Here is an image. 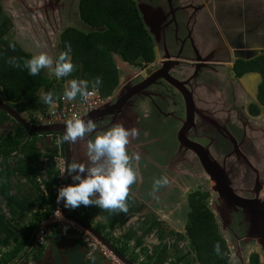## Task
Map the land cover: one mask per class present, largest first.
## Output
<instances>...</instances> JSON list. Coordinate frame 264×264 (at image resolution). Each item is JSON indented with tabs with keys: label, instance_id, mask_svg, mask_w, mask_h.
Segmentation results:
<instances>
[{
	"label": "flooded vegetation",
	"instance_id": "af4514ba",
	"mask_svg": "<svg viewBox=\"0 0 264 264\" xmlns=\"http://www.w3.org/2000/svg\"><path fill=\"white\" fill-rule=\"evenodd\" d=\"M97 1L0 0V42H13L30 57L45 52L55 61L61 52L66 51V44L81 43L78 45L81 49L84 37L96 32L103 34L109 30L106 26H99V23L90 24L82 17L83 9ZM120 1L127 10L132 11L135 24L141 25L143 43L152 56L150 62L141 57L133 63L125 60L123 62L139 70L135 76L138 80L154 71L156 75L164 74L163 68L165 71L168 68L167 72L175 79V86L163 77L147 85V96L140 103L149 113L146 120L157 117V120L161 121L158 116H161L160 111L163 109L162 105L157 104L158 98L155 94L168 101V104H163L164 107H175V116L169 119L173 122L170 128L174 129L171 132L172 140L168 142L169 138L163 139L160 131L149 139V134L144 133L141 150L136 149L133 152L140 155L139 161H133V167L138 170L140 179L129 188L126 214L81 205L75 209L76 217H81L80 212H84L87 218L93 219L95 223L89 222L84 216L79 219L91 228V225H94L96 232L99 226L104 227L102 233H99L103 235L105 230H111L112 233L122 232L123 219L129 217L134 208L140 212L147 211V214L150 213L156 218L158 216L163 224L171 219L176 223L175 218L177 220V216L186 211V207L189 209L185 215L187 224L192 211L191 200L199 202L202 210L209 212L204 202L214 199L216 204L218 194L213 190L204 172L206 182L202 184L199 180L194 167L198 163L201 168L197 154L192 149L181 147L179 141L187 117V102H190L194 110L193 124L185 132L189 141L201 146L210 159L222 165L227 176H233L236 182L234 191L240 198L251 200L254 194L258 195L262 190L264 199V99L261 97V86L264 83V10L255 6V0ZM85 14L90 21L97 20L96 16L93 19L88 13ZM7 20L11 23L8 34L2 30ZM69 55L71 58V52ZM115 67L118 68L116 65ZM160 68L162 69L159 70ZM196 68L200 70L197 71ZM42 72L49 74L50 70L44 69ZM252 72L259 73L260 77L251 83L247 82L251 84L248 89L239 78ZM119 84L118 73V81L111 94ZM10 107L20 110L26 117L31 113L23 106ZM0 115L8 117L1 111ZM142 115L145 119L144 113ZM196 125L198 131H194ZM57 138L56 134L51 136V139L42 140V143L46 142V146H49V153L44 155L47 157L44 163L51 169V178H55V169L52 171L55 159L64 152L63 145H56ZM163 142L169 145L161 147L157 152ZM149 148L152 154L148 156ZM164 148L168 149L166 153ZM231 170L237 174L232 175ZM162 176H167L170 184L153 192L154 181ZM50 183L54 188L56 181ZM202 186H206L208 190L201 192L199 188ZM176 199L178 201L175 202ZM226 207L227 210L228 207L232 209L230 216H233L237 208L229 204L224 205V208ZM159 211L163 215H157ZM237 213L239 215L241 210L238 209ZM212 217L216 222V216L212 214ZM31 221H28V224ZM221 221L220 229L215 223L217 232L225 231L227 227V223ZM227 236L234 242L235 236L231 230ZM243 240L244 238H241V241ZM236 242L237 247L234 248L237 250V258H233V263L243 264L241 258L245 245L239 244L237 240ZM116 244L118 250L126 251L127 258L133 256L128 254L130 250L134 251L131 241L122 238L117 240ZM81 246L83 248L80 253L88 254L84 243ZM74 251L75 249L70 252L74 253V260L70 261V264H78L80 255ZM251 253L247 251L249 264ZM150 259L155 263L159 262L158 258ZM10 263L18 264V260L6 264Z\"/></svg>",
	"mask_w": 264,
	"mask_h": 264
},
{
	"label": "trees",
	"instance_id": "16d2710c",
	"mask_svg": "<svg viewBox=\"0 0 264 264\" xmlns=\"http://www.w3.org/2000/svg\"><path fill=\"white\" fill-rule=\"evenodd\" d=\"M85 12L93 19L96 16L97 20L90 21ZM82 14L88 23L94 25L99 23V26H106L109 30L103 34L96 32L86 38L84 37L85 40L82 42L81 49L79 48L81 43L70 44L72 54L70 59L75 66V71L68 77L51 80L42 71L37 76L29 75L28 70L23 67V62L31 57L20 50L15 43L7 40L1 41L0 94L6 104L13 107L24 106L30 112H43L49 106L42 102L43 94L53 92L56 103L59 101L56 98L63 95L67 88L64 81L73 79L87 80L89 82L88 87H96L95 79L99 77L102 84L96 88L102 94L109 95L118 81L117 68L111 58L112 53H118L117 55L122 60L131 63L139 57L145 61H152L151 52L146 50V45L143 43L141 25L135 24L132 11L127 10V7H124L120 0H98L96 3L88 4L83 9ZM74 49L75 51H73ZM13 58L20 65L19 67L9 62ZM39 87H42L41 94L36 93ZM261 97L264 99V83L261 86ZM2 145L8 147L4 154H10L16 148L17 142L6 137ZM191 206L192 211L187 219L185 232L192 255L194 254L198 264H229L227 245L216 231L212 214L203 211L199 202L191 200ZM47 213L49 212L36 215L27 225V228L22 230L21 239L14 243L13 250L0 256L1 264L16 260L17 254L24 250L37 224L46 218ZM103 229L104 227L99 226L98 233ZM101 236L105 237V234ZM105 241L109 244L112 242L108 236L105 237ZM217 245L219 246L218 252L216 251ZM113 246L118 250L116 243H113ZM118 252L133 264H147L139 262L134 256L127 258L126 251L122 249ZM258 259L257 254H252L250 264H258Z\"/></svg>",
	"mask_w": 264,
	"mask_h": 264
},
{
	"label": "water",
	"instance_id": "95a60500",
	"mask_svg": "<svg viewBox=\"0 0 264 264\" xmlns=\"http://www.w3.org/2000/svg\"><path fill=\"white\" fill-rule=\"evenodd\" d=\"M141 10V8H140ZM142 11V10H141ZM111 58L113 63L118 67V73L120 77V84L115 89V92L112 94L111 99L108 103L95 111L87 114L83 120L87 121L88 119L93 120L96 125V131L93 132L89 139L94 140L96 134L99 131L103 132L111 128L116 124H122L126 129L136 128L138 130V135L135 138H130V143L127 146L129 155L133 154L136 149L141 150V140L139 139L140 134L147 132L145 128L147 126L144 123V117L141 113H139L138 106H140L141 100L147 96V85L150 83H155L156 80L163 77L166 81L170 82L175 86V79L172 77L169 72H167L168 68H163L164 74L156 75V71H154L149 76L143 77L138 80L136 78V74L139 72L136 68H132L126 63L123 62L121 57L115 53L111 54ZM166 63V62H165ZM171 63V62H168ZM160 68L159 70H161ZM137 70V71H136ZM197 71L200 68H196ZM158 71V70H157ZM156 75V76H154ZM154 76V78H153ZM260 74L257 72H252L248 74H244L239 78L240 82L243 83L246 88L249 89V83L259 79ZM159 83V82H156ZM147 88V89H146ZM156 98H159V94H155ZM186 121L183 124L181 129V134L179 135V141L181 147L185 149H192L197 154L201 168L205 175L208 176V180L211 182V186L213 190L218 194L219 201L217 204L221 205V208L224 210V205L229 204L233 206L237 210H241V213H237V210H234L235 216H230L226 212L221 209L219 210V216L221 220L227 223V227L224 230H220V236L223 238L227 245L228 253L231 255V258L236 259V252L234 246L237 247V241L239 244L245 245V249L243 251V258L247 256V249L250 246H254L257 248V252L262 253L264 255V199H263V191L261 190L259 194L255 195L251 200H245V198H240L236 191H234V182L231 177L227 176V173L222 165H219L215 161L209 158L208 154L204 153L199 147L198 144L189 141L186 137L185 132L189 127L193 124V114L194 110L192 109V105L190 102L186 104ZM0 111L6 114L10 119H12L17 125H19L24 131L29 134L35 135L36 137H40L41 139H51V136L58 135V137H62L65 131V125H51V126H35L29 123V118L19 110H15L9 105L6 104L5 100L0 94ZM146 119V118H145ZM154 119V118H151ZM149 120V119H148ZM147 121V120H146ZM153 125V123H152ZM184 131V132H183ZM84 142L78 141L74 145L64 144L63 145V156L65 159V164L71 163L75 160L78 163L88 164L87 157L85 155V150L82 147ZM42 145V142H41ZM139 147V148H138ZM138 172V170H137ZM86 175V174H84ZM50 175L47 174L45 177H41V179H45L50 181ZM65 182L66 186H70L73 183V180L67 172H65ZM75 183H78L76 181ZM67 208H63V216L76 223L78 226L85 229L89 232L97 241H99L103 246L110 251L116 259H118L123 264H133L129 260H127L124 256L119 254L117 250H115L111 245L107 244L105 239L95 231V229L87 226L84 222L77 218H73L66 213ZM212 209L211 214L216 215L215 211ZM233 212V211H232ZM129 217L123 219L124 226L122 229L123 235H133L135 234V243L138 245V248L143 252H149L148 246V236L146 233L143 234L145 229H149L150 236L155 238L157 245L153 247V251L149 253L150 256L154 257L155 255L164 254L168 249H171L173 240H161L159 239V235L157 233V228L153 224L151 220L148 218L147 211L140 213H130ZM238 217V218H237ZM234 218H237L235 221ZM231 230L233 235L235 236L234 242L228 239V231ZM241 238H244L246 241L241 242ZM174 239V238H172ZM244 241V240H243ZM183 242L180 239H175V251L177 248H180L184 251V255L179 257L178 254L175 255V260L180 259L182 264H191L190 256H192V251L189 247H183ZM244 248V247H243ZM178 261H176L177 263Z\"/></svg>",
	"mask_w": 264,
	"mask_h": 264
},
{
	"label": "clouds",
	"instance_id": "9594fccd",
	"mask_svg": "<svg viewBox=\"0 0 264 264\" xmlns=\"http://www.w3.org/2000/svg\"><path fill=\"white\" fill-rule=\"evenodd\" d=\"M12 47L14 48V46ZM65 47L66 51L61 52L55 61L47 53L41 52L24 60L23 67L28 70L31 76H37L42 70L49 69L57 79L68 77L75 71V66L69 55L71 45L66 44ZM9 62L16 67L20 66L15 58ZM101 84L102 80L97 77L95 79L96 87L98 88ZM88 86L87 80L73 79L69 81V87L64 90L63 95L56 99L69 102L76 100L78 96L87 99L92 95L88 91ZM54 95L53 92L43 94L42 102L52 105L55 103ZM144 115L145 118L149 115L147 110ZM65 124L64 134L56 139V145L60 147L67 143L71 146L78 141L84 142L82 147L85 150L88 164L73 160L61 168V175L67 172L74 184L58 189L57 203L63 201L65 208L70 210H75L83 205L85 207L96 206L103 211L126 214L128 212L129 188L140 179L139 173L133 167V161H139L140 155L138 153L129 155L127 148L130 138H135L138 135V130L136 128L126 129L122 124H116L108 130L96 134L95 139L92 140L88 137L97 128L93 120L85 121L73 115ZM76 181L78 183H75ZM169 184V178L162 176L154 181L153 192ZM55 216L61 217L59 210L55 212ZM216 251H219L218 245ZM257 255L259 257V254Z\"/></svg>",
	"mask_w": 264,
	"mask_h": 264
},
{
	"label": "crops",
	"instance_id": "0c3cea01",
	"mask_svg": "<svg viewBox=\"0 0 264 264\" xmlns=\"http://www.w3.org/2000/svg\"><path fill=\"white\" fill-rule=\"evenodd\" d=\"M260 1L262 3L264 2V0ZM64 85L68 88L69 81H66ZM6 137L12 138L17 142L16 148L10 154H4L8 149V147L2 145V142ZM32 137L34 136L29 135L28 132L24 131L12 119L0 115V249L4 248L5 250L9 245L13 244L10 249L13 250L15 246L14 243L19 241L15 236H20L22 230L26 229L27 226L24 227V225L28 219H32L36 215L50 211L51 197L47 198V196H51L54 193L56 184L54 188L51 186L52 184L50 182L53 181V178L51 177L50 181L41 179V177H45L47 174L50 175L51 169H49L44 163V160L47 159L44 155L49 153L47 152V150H49L47 147L49 146H46V142H43L41 146L43 139L36 137L40 140L35 142L32 140ZM50 167L52 168V166ZM54 169L55 166L52 171ZM45 192L47 193V196ZM43 210L45 211L42 212ZM69 211L75 212V210L70 209ZM133 212L138 213L140 211L134 208ZM83 216L84 218H87L85 214ZM91 226L93 228L94 225ZM144 232L145 231H143V234ZM160 232L157 231L159 239L173 241L170 243L172 244L171 249L165 250L166 252L164 254L154 256L155 258H158L159 262L157 264H165L167 258L172 259L168 264H175L176 261H178L177 264H182L183 262H180V259L175 260L176 254H178L179 257L184 255V251L180 248H177L175 251V234H165L162 231ZM135 236V234L133 237L131 235H125L127 238L126 241H131L134 243V249L140 250L133 239ZM148 239L146 245L148 246L147 249L149 252L146 254L148 258H151L152 256H150L149 253L153 251V247H156L157 242L155 238ZM61 242V245L67 244V242L72 243L73 246L70 247L69 250L72 252L76 248L74 244L77 242V239L71 238ZM82 243L83 241L81 240L80 245H82ZM182 244L185 248V244ZM53 246H56V244H53ZM4 253H1L0 256ZM228 259L229 264H234L232 258L228 257ZM241 261H243V264H249L248 260L244 261L243 258Z\"/></svg>",
	"mask_w": 264,
	"mask_h": 264
},
{
	"label": "rangeland",
	"instance_id": "374dc122",
	"mask_svg": "<svg viewBox=\"0 0 264 264\" xmlns=\"http://www.w3.org/2000/svg\"><path fill=\"white\" fill-rule=\"evenodd\" d=\"M39 1L42 2V0H39ZM255 1H256L255 2V6H259L260 8H262L264 10V2L262 3L260 0H255ZM10 24H11L10 21H8V20L5 21L4 27L2 29L7 34L10 33V26H11ZM0 44H1V42H0ZM45 75H46V77H48L50 79L51 78L56 79L55 75L53 73H51V72L49 74H45ZM41 89H42V87H39L37 89L36 93L37 94H41ZM167 102H168L167 100L161 99V96H159V98L157 100V104L159 103V105H162V109H163V110L160 109L161 110L160 111V115L161 116H158L159 118H161V121L160 120H157V117H156V119L155 118L154 119H151L150 118L147 121H146V119L143 120L144 123H145V125L147 126V128H145V131L144 132H147L149 134L148 139H149V137H155L154 135L157 132L160 131L159 133L161 135H163L162 136L163 139H166L167 140L169 138V141L168 142H170L172 140V138H171L172 137L171 136V132L174 129H170L173 126L172 125L173 122L170 121V120L172 119V117L174 118V116H175L174 115L175 110H173V109H175V107H173L172 105L171 106L168 105L167 107H164L163 104L164 103H167ZM137 110L139 111V113L143 114V113H145L146 108L145 107L138 106V109ZM37 112L38 111L31 112L29 114V116H28L29 119L32 117L33 114H35ZM152 123H153V125H152ZM197 127H198V125H196V127H194V131L195 130L196 131L199 130ZM143 136H144V133L143 134L141 133L140 136H139V139L141 141H142ZM32 140H34L35 142H38L40 139H37L34 136V137H32ZM172 144H173V142H172ZM167 145H169V144H166V143L163 142L160 145V147H158L157 152H158V150L161 147H167ZM170 145H171V143H170ZM175 145H176V143H175ZM164 149H165V153H166L168 151V149L167 148H164ZM150 150H151V148L148 149V153H147L148 156H149V154H152V152ZM260 150H262V149H260ZM194 167L196 168V173H197V176H198L199 180L203 184V182L205 181L203 171L201 170V168H200V166H199L198 163L195 164ZM231 172H232V170H231ZM235 174H237V172H232V175H235ZM238 174H240V173H238ZM55 180H56V174H55V178L53 177V181H55ZM232 180L234 182L233 176H232ZM263 182H264V180H263ZM234 183H236V182H234ZM56 189H57V181H56ZM199 190L201 192H206V190H208V188L206 186H202L201 188H199ZM56 192H57V190H56ZM54 196H55L54 193L51 196H47V198H50L51 197L50 198L51 199V206L53 205ZM212 196H214L213 193H212ZM176 201H178V199H176L175 202ZM179 201H180V199H179ZM218 202H220L219 199H217L216 204H214V199H212L210 202H208L206 200L204 202V204L208 208L209 212H211L212 209L214 210V209L218 208V209H221L222 211H224L226 213L228 212L227 214L231 215L232 209L230 207H228V210H227V207H226L223 210L221 208V205L220 204H217ZM209 204H210V206H209ZM51 206H50V208H51ZM177 208H179V207H177ZM185 210L186 211H184L183 213H180V215L177 216V217H179L177 220L175 218L176 223L174 222V219H171V221H173L172 223H171V221H169V222H166V223L163 224V221H160V218H158V216H157V215H159V216L160 215H163V214L160 213V211H159V213L157 212L158 213L156 215L157 218L155 216L151 215L150 213H148V218L156 226L158 232L162 231L165 234H167V233H169V234L174 233L175 234V238L180 239L185 244V246L188 247L189 246V240H188V238H187V236L185 234V228L184 227L186 225L185 215L188 214L189 209L186 207ZM214 211L216 213V215H215L216 216L215 217V221L216 222H214V224L217 223L218 226H219V229H220V227H222V221H221L220 218H218V216H219V210H214ZM80 213H81V215H84V212H80ZM233 216H235V214H233ZM151 217H153V218H151ZM237 218H234L235 221H237ZM28 221H31V219H28ZM28 221L26 222V224L24 225V227L28 225V223H29ZM88 221L95 223L93 221V219H90V218L88 219ZM160 224L162 226H160ZM218 226H217V228H218ZM100 233H102V231ZM218 233H219V230H218ZM104 234H105V236H109L111 238V241L113 243H117V240L122 239V238H125V240L127 239L125 237V235H123L121 232H119V233H117V232L112 233L111 230H105L104 231ZM219 236H220V233H219ZM15 238H18L20 240V236H18V235L15 236ZM63 240H66V239H61L60 240V238H57L56 237L53 241L47 242V245L42 250H36V249L32 250L30 248L31 247V241H28L26 243L27 246H25L24 250L22 252H19L17 254V256H16V259L18 260V264H70V261L74 260V256H73L74 253H70V251H69L70 250V247H72L73 244L67 242V244L61 245L62 244L61 241H63ZM245 241L246 240L244 239V241H241V242H245ZM80 243H81V240L80 241L77 240V242H75V244H74L75 247L77 248V249L75 248V251L74 252L76 253V251H77V254L80 255L78 257V264H110L109 263L110 258H109V261H108V259L107 260H104L102 257L99 256V254L97 252L91 253L86 247L85 248L88 250V254L80 253L81 249L83 248L80 245ZM53 244H56V246H53ZM12 245L13 244L9 245L7 247V249L5 248V250H4V248H1L0 249V254L6 252L8 250H10ZM132 248L133 249L135 248L134 243L132 244ZM129 250H130V248H129ZM68 251H69V254H68ZM247 251L248 252H252L251 254L256 253V254H259V255L263 256L262 253L257 252V248H254V246H250L247 249ZM145 253L146 252H143L142 250H138V249L135 250L134 249V251H131L130 250V252L128 254L129 255L131 254V256L132 255L135 256L139 261L148 262V264H157V263H155L154 260L148 258L147 255H145ZM171 260H172L171 258H167L166 261H165V264L170 263ZM241 260H242V258H241ZM247 260H248L247 257L244 256V261H247ZM190 262H191V264H198V262L196 261V258L193 255L190 256ZM10 264H12V263H10ZM175 264H177V263L175 262Z\"/></svg>",
	"mask_w": 264,
	"mask_h": 264
},
{
	"label": "built area",
	"instance_id": "2783aa9c",
	"mask_svg": "<svg viewBox=\"0 0 264 264\" xmlns=\"http://www.w3.org/2000/svg\"><path fill=\"white\" fill-rule=\"evenodd\" d=\"M88 91L92 93L87 99L77 97L74 101L60 100L45 108L43 112H37L29 119V123L35 126H51V125H65V122L73 115L83 119L87 114L92 111L98 110L104 107L111 99L112 94L104 95L96 87H88ZM62 96V95H61ZM65 166V159L63 155H59L55 159V174L57 181V192H55L53 205L40 223L37 224L32 235L30 236L32 249L42 250L47 242L53 241L56 237L61 239L75 238L82 240L85 247L91 252H97L104 260L110 261V264H123L113 256V254L107 250L99 241H97L89 232L82 227L78 226L73 221L66 219L63 216L64 202L57 203L58 189L66 187L65 173L61 175V168ZM59 210L61 217H56L55 212ZM66 213L77 219L75 212L66 210ZM79 219V220H80ZM82 221V220H81ZM103 237V236H102ZM109 237V236H108ZM105 239V238H104ZM109 244V243H107ZM113 248V242H111ZM115 249V248H114ZM231 258V255L228 256ZM258 264H264V255H259Z\"/></svg>",
	"mask_w": 264,
	"mask_h": 264
},
{
	"label": "bare ground",
	"instance_id": "6f19581e",
	"mask_svg": "<svg viewBox=\"0 0 264 264\" xmlns=\"http://www.w3.org/2000/svg\"><path fill=\"white\" fill-rule=\"evenodd\" d=\"M144 231V233H146V235L148 236L147 238H153L152 236H150L151 231L149 229H145Z\"/></svg>",
	"mask_w": 264,
	"mask_h": 264
}]
</instances>
